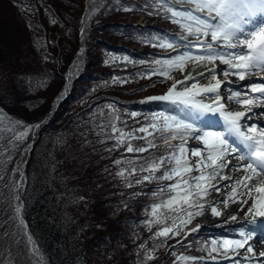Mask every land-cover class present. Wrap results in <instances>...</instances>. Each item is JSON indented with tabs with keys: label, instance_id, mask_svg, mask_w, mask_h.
Returning a JSON list of instances; mask_svg holds the SVG:
<instances>
[{
	"label": "trees",
	"instance_id": "16d2710c",
	"mask_svg": "<svg viewBox=\"0 0 264 264\" xmlns=\"http://www.w3.org/2000/svg\"><path fill=\"white\" fill-rule=\"evenodd\" d=\"M60 1L56 0L58 4ZM56 2L60 13L66 12L67 5L61 1L60 8ZM87 2L85 31L79 40L73 25L68 24L73 21L67 17L68 22L53 19L57 15L46 0H0V72L3 73L0 142L15 141L20 133L26 132L25 160L29 158L23 169L25 185L18 193L23 201L22 215L41 255L39 264H166L167 255L171 262L186 246L209 252L213 245L205 240L187 243L183 239L180 241L183 247L178 243L166 247L180 235L161 243L165 237L159 239L154 233L171 225L173 217L180 219L177 214L181 212L180 207L186 205L174 199L172 207L176 212L161 207L153 214L154 205L173 198L168 188L158 191L171 182L159 180L165 181L164 185L147 180L135 183L141 176L149 175L139 170L140 165L167 157L172 151L169 145H177L174 140L165 141L170 131L165 130L163 135L158 133L163 127L160 117L184 121L183 108L167 101H132L128 94H122L129 88L131 91L144 86L142 83L155 75L154 68L159 67L156 79H166L170 71L156 64L155 59L174 56L179 51L164 54L162 50L170 48L159 47L158 38L155 46L148 40L159 34L168 42L176 43L177 34L190 35V29L166 19L171 15L166 11L148 15L136 8L120 10L127 5L146 3L155 8L156 0ZM43 5H48L51 12L44 11ZM140 15L149 20L142 26L135 23ZM129 16L130 22L127 21ZM159 16H163L162 24H153L152 20ZM64 22L68 29L73 28L66 41V63L71 64L59 73L46 68L50 63L46 55L50 57L55 51L46 40L48 32L61 28ZM170 25L175 26L176 34L169 32ZM126 38L131 39L127 44ZM132 44H138L143 50L130 49ZM76 45L80 46L79 52ZM148 61L152 65L147 64ZM179 69H183V65ZM140 73L148 75L138 76ZM114 76L127 77V80L117 84L112 80ZM157 86L160 85L152 84L149 90ZM133 111L137 113L135 117L131 116ZM117 114L127 123L125 127L117 121V127L125 133L124 143L111 152L105 151L116 139L107 138L108 133L100 122L106 124ZM153 116L158 117L157 132L135 133L137 138L130 142L134 147L146 146L149 142L155 146L147 147L144 152L128 153L127 133L141 124L151 123ZM17 120L30 127L18 125ZM82 133L87 134L86 139L81 138ZM119 135V132L114 134ZM141 136L145 138L139 139ZM183 155L186 158V154ZM117 159L122 163L114 164ZM133 167L137 169L134 173L131 172ZM162 167H158L154 175L159 176L164 171ZM121 171L123 175H117ZM177 196L183 194L177 191ZM149 220L151 224L146 223ZM189 251L185 253L188 255ZM186 264L199 262L189 260Z\"/></svg>",
	"mask_w": 264,
	"mask_h": 264
},
{
	"label": "snow or ice",
	"instance_id": "6c2138e0",
	"mask_svg": "<svg viewBox=\"0 0 264 264\" xmlns=\"http://www.w3.org/2000/svg\"><path fill=\"white\" fill-rule=\"evenodd\" d=\"M157 7L153 8L149 4L145 5H127L125 7L120 8L121 11L131 10L136 8L140 11L146 12L148 15H160L161 11H166L170 13V17H165L166 19H170L173 23H182L183 26H186L190 29L191 39L186 36H181L179 39L181 40V45H176L177 47L183 46L185 50L178 52L174 56H169L165 58H156L155 63L160 64L162 67H167L169 69H179L186 61L196 60V61H209L214 62L219 59L223 64L230 65V69L223 70V75H228L231 69H240V68H250L253 72L262 71L264 72V47L260 48L259 51L253 53L248 52L247 50H241L239 52H221L219 50L220 44L217 47H214L211 42L205 43L201 40V34L204 36H208L210 34L211 41L218 42H227V47L229 49H236L240 45H244L246 49H253L255 47V41H264V0H156ZM177 4H187L194 5V7H186V8H178ZM162 6V8L160 7ZM69 7H73L69 5ZM43 9L46 12H51V9L48 5H43ZM206 10V16L210 19L215 17L219 19L218 24H211L208 22V19L203 18L200 13H204ZM182 18L181 20H177L176 18ZM260 18L259 25H254L251 31H246L247 24H253L254 21ZM53 19L55 17L53 16ZM85 29H81V34ZM243 36V39L240 37ZM159 39V47L163 48H173L175 41L168 42L165 37H159V34L152 37L148 40L149 43H152L154 46L156 45V40ZM186 41V43H184ZM195 43H202L204 45L202 55L193 56L190 52V46ZM83 51V49H81ZM228 57V58H225ZM46 59H50L46 55ZM163 61V62H162ZM234 61H238L239 63H234ZM108 62L107 60L105 61ZM249 62V63H246ZM231 74L237 75L240 80L245 79V74L239 71L232 72ZM138 76L148 75V73H140ZM204 75V74H201ZM209 75L215 79V72H210ZM3 79V73L0 72V80ZM187 79V78H186ZM113 82L119 84L125 82L127 77H112ZM163 82V81H161ZM105 83H108L107 81ZM178 83H183L182 81H178ZM197 80H193L191 85L185 84L184 90L180 92L171 91L167 95L154 96L150 99L153 101H167L173 105H183L186 109H189L190 113L193 115L195 119H198L200 116H203L206 112H217L219 111L220 116L223 117L225 124L227 126L228 136L234 137V141H239L240 144L244 146L246 149L242 154L233 157L232 159L235 161H244L246 160V164L239 163H231L228 159L229 156L233 152L236 151L235 147H231L229 141L219 133H213L201 129L199 134L196 133V129L193 127L192 123H184L183 121H177L174 117H163L160 119L163 121V127L159 129L161 134L163 135L164 131H170L171 135L164 137L165 141L168 140H179L180 143L177 145H169L172 148L171 153L167 157L161 156L154 159L151 164H142L140 165L139 170L144 172H149V175L141 176L139 179L135 181V183H141L142 181H159V180H171L174 177H180V181L177 185H170L161 187L158 189L159 192L165 191V188L169 190L179 187L183 185L185 187V191L183 193V203L186 205L184 207L183 212L186 218L181 217V222L179 224L176 223V217H173V223L170 227H164L161 231H157L154 233L155 236L165 237L164 241L161 243H166L167 239H172L174 236L180 235L184 228L187 227L188 223L198 214H201L205 211V205L202 203V198L211 194L206 187L211 181L216 180L217 176L221 179L229 180L230 183H226L223 185L224 188L230 187V184H244L245 189H249V185L246 183L254 176L255 179L252 180V187L256 185H261L258 191L264 192V127L259 129L252 127L251 125H241L240 121L245 117V112L240 111L238 109L224 110V105L220 103L222 96L218 92L220 88V80H216L215 86L201 87L197 89ZM252 92H259L262 95L259 97H255L257 100H264V85L256 86V85H248ZM175 88V85H173ZM196 89V91H193ZM199 93H212L211 101L212 103H204L201 100L196 99L195 97ZM232 92L230 90V96ZM235 95L239 97L241 95L240 92H235ZM237 104H240L241 101L237 100ZM245 104H251L252 100L243 101ZM99 107V105H97ZM250 111V109H249ZM136 112H131V116L135 117ZM253 115H258V113H253ZM157 117L153 116L152 122L149 124H141L139 128H132L129 133H127L129 143L126 147V151L128 153L132 152H144L147 147H154L151 142L146 146H133L131 144V140L135 137V133H148L149 128L156 129ZM250 119V117H249ZM117 121L120 124L127 127V123L124 120H121L120 116L114 115L110 119H108L105 124L103 121L100 122V126L104 127L105 131L108 133V139H116V143L110 147L105 149V151H113L119 147H121L124 143L125 133L122 128L117 127ZM171 122V123H170ZM216 121H213L209 116L207 119V124L209 127ZM16 123L21 125L24 128H29L30 126L25 125L23 121L17 120ZM136 123H140L137 121ZM175 125V127H173ZM37 128L39 125L36 126ZM243 128V130H242ZM119 132V137H115L114 134ZM21 137L26 135V132L20 133ZM87 134L82 133L81 138L86 139ZM215 136L217 142L210 143L206 137ZM139 139H144L145 137H138ZM188 138L195 139L197 141H203L204 148L200 149L197 147H193L191 149V153L193 156L200 157L202 151L206 153L202 160L197 161L195 165H190L189 161L184 158V153L186 151V145ZM89 144L93 143L91 141ZM114 164H121L122 160L117 159L113 162ZM231 163V167L229 168V164ZM164 167V171L159 175H154V171L158 167ZM203 166L205 169H210V171L204 172L201 171L199 175L196 176H185V173H190L193 170V167L199 169ZM241 167L250 170L249 174H246L235 181H231L230 175H224L223 170L228 169V172L231 173L232 170H239ZM257 169L259 171H257ZM137 169L133 167L131 172L134 173ZM117 175H123V171L118 173ZM128 186H131V182ZM211 190L219 193L221 191V187L218 184H211ZM243 194V193H241ZM236 195L235 189L232 190L231 195L229 193H225V197L208 202L207 207L210 209L211 213L219 216L221 213L217 211V206L226 205L229 199H233ZM181 197H173L169 198L163 204H156L153 206V214H155L156 209L161 207L170 208L173 212H176L177 209L173 208L174 199H179ZM246 203V201H244ZM21 211L20 207L17 206L16 212L19 214ZM251 212L252 210L249 209ZM261 216H264V211H260L258 213ZM230 219L235 220L236 215L230 214ZM226 222V221H225ZM146 223L151 224V221H146ZM21 227L25 228L27 225L21 221ZM174 229V231H173ZM150 230V229H149ZM196 231V229H193ZM171 233V235H169ZM241 234H243V229L241 230ZM249 236H245L244 239H237L234 241L236 247L231 249V252L234 254L235 258L229 260V264H253V261L247 258L246 253H251L253 251L252 245H245L248 242ZM226 244L233 243V241L226 240ZM181 247L183 244L178 241ZM143 247V245H141ZM243 248L244 252H239L238 249ZM175 250V249H174ZM212 252H216L217 248L215 244H213ZM261 257H264V252L259 253ZM224 259H228L227 252H225ZM184 260L196 259L190 257H183ZM200 264H205L203 258H200ZM259 264H264V260H261Z\"/></svg>",
	"mask_w": 264,
	"mask_h": 264
},
{
	"label": "rangeland",
	"instance_id": "374dc122",
	"mask_svg": "<svg viewBox=\"0 0 264 264\" xmlns=\"http://www.w3.org/2000/svg\"><path fill=\"white\" fill-rule=\"evenodd\" d=\"M61 1H63L64 4L67 5V7H68L66 9V12H64L63 14H62V12L60 13V11L57 9V7L54 4V2H56V0H46V2L51 5L52 12L56 13V15H57L55 17L56 19H58L60 21L62 19H64L66 22H68L66 19V17H67L68 19H70V22L73 21V24H70L69 22H68V24L71 26L73 25V27H74L73 32L75 33L77 38L79 40H81V38H82L81 29L83 28V26L85 24L84 12H85L86 7L88 6L87 0H61ZM61 1H60V3H61ZM60 3L59 4L57 3V4L61 8ZM69 5H72L73 7H69ZM71 9H73L74 11H71ZM65 14H66V16H65ZM127 21L128 22L132 21L130 16L127 17ZM148 21L149 20H147V18L143 15H140L137 19H135V23H137V25H140V26L144 25V22L146 23ZM152 21H153V24H162L163 16L156 17ZM66 22L63 23L61 28L59 27V28H55L52 31H49L48 37L46 40L47 44H49L55 50L54 53L52 55H50L49 67L46 66V68H48L49 70L57 71L59 73L66 71L69 68V65L71 64V62L66 63V58H67L66 41L69 39V36L71 34L70 30H72L73 28L68 29V27H67L68 25H66ZM105 22H108V21H105ZM105 22H103V23H105ZM141 23H142V25H141ZM210 23L211 24H218L219 19L218 18L210 19ZM245 27H246V31H251V30H249L248 26H245ZM174 28H175L174 25H170L169 32H174L173 31V30H175ZM170 30H172V31H170ZM179 37H181V36H179ZM179 37L177 39H179ZM186 37H189L190 39L192 38L191 36H186ZM200 38L205 43L211 42L214 47H217V45L220 44L219 50L221 52H229V51L239 52L241 50H247L248 52L253 53L255 51V47L259 41V40L255 41V47L253 49H246L245 46L243 45V46H241V50H235V49H229L227 47V42L211 41L210 34L208 36L201 35ZM240 39H243V36H241ZM128 41H131V39L126 38V40L124 42L127 44ZM118 42L120 43L121 40ZM178 42H181V40L179 39ZM184 43H186V41ZM137 45H134V44L130 45L131 46L130 49L135 48L138 52L143 50V48L141 46H137ZM75 47L79 52L80 46L76 45ZM203 47H204V45L202 43H195V44L190 46L191 49L197 48V50L200 48H203ZM183 50H185V49L181 48L179 50V52H181ZM202 54H203V52L201 53V55ZM199 55L200 54L196 53V56H199ZM225 58H228V57H225ZM190 62H191V60L185 62L183 64V69H170V71L168 72V74L166 76V79H156L159 76V74L156 73V71L159 69V67L154 68L153 71H155V75L151 78H147L146 81L142 83V84H144V86H142V87L138 86L134 90H131V91H129V89H130L129 88L128 90L123 91L122 94H128L130 96L128 99H130L132 101H136V100L144 101V100L150 99L151 97H154V96L167 95L171 91L180 92V91L184 90L185 84L191 85L193 83V80H190V79L188 80L185 78L186 75L188 74V66H189ZM207 63H210V62L207 61ZM234 63H239V62L234 61ZM246 63H249V62H246ZM147 64L152 65L150 63V61H148ZM211 64L218 65L220 70H222V72H223V70L230 69V65L223 64L219 59L212 62ZM240 69H245L244 74H245V78H246L247 68L242 67ZM236 71L241 72L243 70L231 69L229 74L226 76L223 75V73L220 74L221 79H223V80H229L230 79V82L220 84V88L218 89V91H220L221 93L225 92L226 93L225 95L227 97L229 96V99H230L228 101V104L232 105L233 107H236L235 109L239 110V109H242L244 107L239 105V104L233 105L232 103L236 102L237 100H240L242 103V101L246 100L248 96L253 95L252 93L257 94L256 92H252L251 89L248 87V85L251 84V85L260 86V85H262L261 84L262 82H257V81L256 82H248V80L244 81L245 79L240 80L237 75L231 74L232 72H236ZM208 76L204 77V78L198 77L199 80L196 79L198 81L197 89H199L201 87H205L207 85L208 79H209ZM152 80H157V81L153 82ZM161 81H163V82H161ZM169 81L172 83L167 88L162 89L161 85L163 87H165L167 84L170 83ZM178 81H182L183 83H178ZM243 81H244V83H243ZM152 84H158L160 86H157V88L154 90H149V88ZM173 85H175V88H173ZM146 90H149L150 92H148ZM230 90L232 92L231 96H230ZM193 91H196V89H193ZM235 92H240L241 95L239 97H237L235 95ZM249 92H251V93H249ZM263 104H264V100L259 102V105L262 106ZM246 106L249 107L251 105H246ZM245 110L246 109H244L243 111H245ZM186 111L190 115V120L189 119H187L188 121L185 120L186 121L185 123H192L193 124V127L196 129L195 134L198 135L199 131L201 129H204L206 131H213L211 129L201 128L199 125L195 124L194 120L191 118V113L188 110H186ZM186 116H187V114H186ZM254 116L256 117V115H254ZM157 128L159 129V127H157ZM157 128L156 129L149 128L148 133L157 132ZM148 133H145V134H148ZM158 133L160 134L161 132L159 131ZM216 133L220 134V132H218V131H216ZM206 139H209L210 143H216L217 142L216 137H214V136H208V137H206ZM174 142L180 143V141L178 139L175 140ZM193 147L203 149L204 148L203 141L202 140L197 141L195 139L188 138L185 154H186V158L189 161L190 165H195V163L197 161L202 160L204 155H206V153H204L202 151V154L200 157L193 156L191 153V149ZM27 148H28V142H27L25 136L21 137V135H19L15 141L7 142L4 144L0 142V264H39L40 263V256L41 255H40L38 249L36 248V246H35V254L31 255L29 248H28V246L25 243L23 238L19 239V242L17 243L16 246H13L12 241H11L12 234L14 233V230H15V223H16V199L19 196L18 192L21 191V189H23V185L25 183V175L23 173V167H24V160H25V157L27 155V153H26ZM235 152H237V151H235ZM163 168L164 167H162V169ZM209 170L210 169H205L203 166H201V168H199V169L193 167V170L189 174L185 173L184 175L185 176H196V175H199L201 171L207 172ZM224 171L227 172V170H224ZM226 174L230 175L229 172H227ZM224 175H225V173H224ZM218 179H220V178H217L216 180H218ZM179 181H180V177H174L173 179L169 180V182H171V185H177L179 183ZM159 182H160V185L165 184L164 183L165 181H159ZM211 184L212 183H209L206 185V187H208V190L211 188ZM230 187H231V184H230ZM230 187L224 188V189L228 190ZM177 191L179 193L183 194L185 191V187L183 185L181 187V185H180L179 187L171 189L168 193L172 194L171 197L172 196L175 197L177 194ZM241 193H243V192L236 191L235 197L233 199H229L226 205L217 206V211H219L221 213L219 216L212 214L210 209H208V207H207L208 202L214 201V195L210 194L206 197H203L201 202L204 203V205H205V211L202 212L201 214H198L197 216H195L193 218V220L191 222H189L187 227L183 229L180 236L174 238L173 240H175V241L171 245L166 246L167 248H169L173 244L178 243V241L180 242L183 239H184V241L186 240L187 243L196 242L197 240H205V241H209V243L212 245L215 244V246L217 248L216 252H210L209 253L206 251L195 250L194 248L192 249V246L189 248L186 246V247L181 248L180 251H178L176 253V255L173 257L171 262H170V256L167 255L164 258L165 261L167 262L166 264H169V263L170 264H186V262L189 260H184V259H182L183 257L196 258V259H190V261H198L199 264H200V258L204 259L205 264H217L216 262L224 259L223 256H224L225 252H227V255H228L227 262H229V260H231V259H234L235 258L234 254L229 250V248L232 246V243L226 244L225 241L226 240L231 241L232 238H236V240H237V238L239 236H242L241 232H235L234 231L235 229L230 228V227H225L227 224H224V225L217 224V225L212 226V228L218 230L217 234H214V233L212 234L207 229L192 231L190 234H189V231L191 228H199L203 224L204 219L207 217L211 218V220L222 218L223 214H224L223 209L227 206L234 205V207H236V208H239L240 206H242V209L246 210V206H245L246 204L244 203V201H246V199L248 198L249 193H246V194L245 193L241 194ZM249 195H251V194H249ZM255 196L257 198H259L261 196V193L258 191ZM262 199L264 200V197H262ZM176 200L177 201L180 200L181 203H183V196L179 199H176ZM260 206H261L260 208L262 209V211H264L263 210L264 209V201H263L262 205H260ZM183 209L184 208L180 207L181 212L179 214H177L178 215L177 217L186 218L184 216ZM239 213L241 214L243 212L239 211ZM259 216H261V215H259ZM180 220L181 219H178V220L176 219V223H178ZM229 223H231V222H229ZM171 225H168L165 227H170ZM163 228H161V230ZM240 228L243 229V232H245L248 229L243 224L240 226ZM227 232H230V233H227ZM234 232L236 234H233ZM155 237H157V236H155ZM161 237H163V236H160L159 239H161ZM252 237H253V235L251 236V238ZM177 238H179V239H177ZM210 240H212V242ZM166 247H164V248H166ZM164 248L162 247V249H164ZM187 250L188 251L190 250L188 255H187V253H185V252H187ZM238 251L244 252L241 250H238ZM163 254H165V253H163ZM219 264H221V263H219Z\"/></svg>",
	"mask_w": 264,
	"mask_h": 264
},
{
	"label": "bare ground",
	"instance_id": "6f19581e",
	"mask_svg": "<svg viewBox=\"0 0 264 264\" xmlns=\"http://www.w3.org/2000/svg\"><path fill=\"white\" fill-rule=\"evenodd\" d=\"M176 45H181V43H178ZM176 45H175V47H177ZM177 48L181 49V48H184V47L181 46V47H177ZM213 71L216 74L215 79H213L212 76L209 75V73L213 72ZM222 73H223L222 70H220L219 66L216 65V64L207 63V61L192 60L190 62V64H189V66H188V74L186 75L185 78H187L188 80L189 79L190 80H194V79L195 80L196 79L199 80L198 77L199 78L200 77L204 78V77H207L209 75L208 76L209 77L208 83H207V85L205 87L215 86L217 79L220 80V84H224L226 82L227 83L230 82V79L229 80H223V79L220 78V74H222ZM201 74H204V75H201ZM218 92L222 96V99H221L220 103L225 104L224 106L227 107L228 110L235 109V107H233L232 105L228 104V101L230 100L229 96L227 97L225 95L226 94L225 92H223V93H221L220 91H218ZM212 95H213L212 93H209V96L207 98L209 100H211L210 98H211ZM261 95H262L261 93L253 94V95L248 96L246 100H252L251 104L254 105V103H257L259 101V100L254 99V98L255 97H259ZM246 100H244V101H246ZM232 104L235 105L236 102H234ZM241 104L246 105L245 103H243V101H242ZM240 111H243V110H240ZM244 112H245V117L241 119V121H240L241 123H243L244 125H251L252 127H255L257 129H259L261 127H264V106H256L251 111H249V109H246ZM253 113H258L257 116H260V119L258 120L256 118L257 116L256 117L252 116ZM208 115L210 117H213V113L212 112H208ZM249 116H252L251 120L246 121L245 118L249 117ZM253 117L255 118V120H254ZM236 151L237 152H233L231 154V156L228 157V159L231 161V163H239L241 165L246 164L247 163L246 160H244V161H235V160L232 159L233 157L238 156V155H240V154H242L244 152L240 148L237 149ZM231 163L229 164V168L231 167ZM224 170H227V172H228V169H224ZM224 170H223V174L225 173V175H227L226 174L227 172H225ZM249 172H250V170H247V169H245L243 167H241L239 170H232L231 173H230L231 181H235V180L239 179L240 177H242V176H244L246 174H249ZM217 178H220V177L217 176ZM254 179H255V177L253 176L252 179H250L249 181L246 182L249 185V189H245L243 183L239 184V185L232 183L231 187L228 190H225L223 185L226 184V183H230L229 180H225V179H221L220 178L218 180L211 181L210 183L218 184V186L221 187V191L219 193H216V192L212 191L211 188L209 189L211 194L214 195V201L224 198L225 197V193L231 194L233 189H235V191H239V192L241 191V192H243L245 194L246 193L251 194V195L248 194V198L246 199V203H245L246 204L245 205L246 206V210H243L242 206H240L239 208L234 207V205L227 206V207H225L223 209L224 214H223L222 218L211 220V218L207 217V218L204 219L205 222L203 221V224L199 228H191L190 231H189V234L193 231V229H196V230H205V229H207V230H209L210 233L217 234L218 230L212 228V226L217 225V224H222V225L227 224L225 227H230V228H233L235 230H239L240 226L242 224L248 223L253 218L254 219L257 218V217H254V216L256 214H258L259 211H262V209L260 208L261 207L260 205H262V203L264 201L262 199V197H264V192L259 191L261 193V196L259 198H257L255 196L257 194V192H258V189L261 187V185H256L255 187H252V180H254ZM17 206H19L20 209H21V204H20L19 197H17V199H16V208H17ZM249 209H251L252 211L250 212ZM239 211L243 212V213L240 214ZM230 214H235L236 215V219L235 220L230 219ZM21 221L24 222V219H23V216H22V212L20 211L19 214L16 212L15 230H14V233L12 234V238H11L12 244H13V246H16L17 243L19 242V239L23 238L25 243L27 244V246L29 248V251H30L31 255H34L35 254V242H34L33 238L31 237V235L29 234V232L27 231V228L26 227L25 228L21 227ZM229 222H231V223H229ZM253 232H254V230L252 228H248L245 232H243L242 236H239L237 239H241L242 240V239H244L245 236H249V234H250V238L248 239V242L245 245V247H247L248 245H252L253 251L251 253H246V256H247V258H249V259H251L253 261V264H259V262L261 260H264V257H261L259 255V253L264 252V240H261L258 237L251 238ZM235 240H236V238H232V240H231V241H233V243H232V246L229 248L230 251H231V249L236 247V245L234 243ZM238 250L244 251L243 248H240ZM227 260L228 259H223V260L218 261L216 263L217 264H219V263H221V264H229V262H227Z\"/></svg>",
	"mask_w": 264,
	"mask_h": 264
},
{
	"label": "water",
	"instance_id": "95a60500",
	"mask_svg": "<svg viewBox=\"0 0 264 264\" xmlns=\"http://www.w3.org/2000/svg\"><path fill=\"white\" fill-rule=\"evenodd\" d=\"M28 158H29V156L26 158V160H25V162H24V165L26 164V162H27V160H28ZM24 219V218H23ZM24 222H25V224H26V221H25V219H24ZM27 225V224H26ZM27 228V231L29 232V229H28V226L26 227ZM29 234H30V232H29ZM31 235V234H30ZM31 237L33 238V236L31 235ZM33 240H34V238H33Z\"/></svg>",
	"mask_w": 264,
	"mask_h": 264
}]
</instances>
